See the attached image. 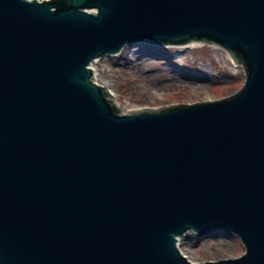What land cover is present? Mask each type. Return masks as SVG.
<instances>
[{
	"label": "water",
	"instance_id": "1",
	"mask_svg": "<svg viewBox=\"0 0 264 264\" xmlns=\"http://www.w3.org/2000/svg\"><path fill=\"white\" fill-rule=\"evenodd\" d=\"M193 40L244 86L131 110L93 81L128 45ZM191 231L246 253L194 263ZM0 264H264V0H0Z\"/></svg>",
	"mask_w": 264,
	"mask_h": 264
},
{
	"label": "rangeland",
	"instance_id": "2",
	"mask_svg": "<svg viewBox=\"0 0 264 264\" xmlns=\"http://www.w3.org/2000/svg\"><path fill=\"white\" fill-rule=\"evenodd\" d=\"M91 66L96 81L116 94L120 106L131 110L215 100L233 94L246 78L243 66L226 49L204 43L192 47L128 45ZM179 248L194 263L239 257L246 249L233 233L200 237L192 231L180 237Z\"/></svg>",
	"mask_w": 264,
	"mask_h": 264
},
{
	"label": "bare ground",
	"instance_id": "3",
	"mask_svg": "<svg viewBox=\"0 0 264 264\" xmlns=\"http://www.w3.org/2000/svg\"><path fill=\"white\" fill-rule=\"evenodd\" d=\"M194 45V43H190V44H188V45H181V47H183V46H190V47H192ZM111 94H112V96L113 97H115L116 96V94L113 92V91H111Z\"/></svg>",
	"mask_w": 264,
	"mask_h": 264
}]
</instances>
